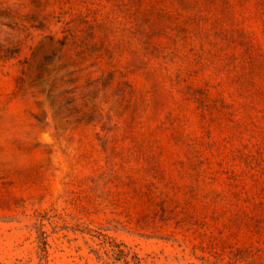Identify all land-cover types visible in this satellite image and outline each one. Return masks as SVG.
I'll use <instances>...</instances> for the list:
<instances>
[{"label": "rangeland", "instance_id": "rangeland-1", "mask_svg": "<svg viewBox=\"0 0 264 264\" xmlns=\"http://www.w3.org/2000/svg\"><path fill=\"white\" fill-rule=\"evenodd\" d=\"M0 264H264V0H0Z\"/></svg>", "mask_w": 264, "mask_h": 264}]
</instances>
